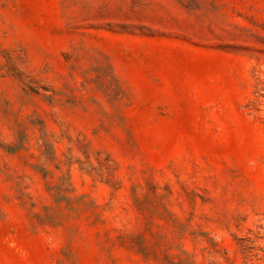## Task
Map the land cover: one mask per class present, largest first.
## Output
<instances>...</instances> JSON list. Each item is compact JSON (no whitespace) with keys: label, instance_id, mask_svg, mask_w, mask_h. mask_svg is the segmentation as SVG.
Returning a JSON list of instances; mask_svg holds the SVG:
<instances>
[{"label":"rangeland","instance_id":"obj_1","mask_svg":"<svg viewBox=\"0 0 264 264\" xmlns=\"http://www.w3.org/2000/svg\"><path fill=\"white\" fill-rule=\"evenodd\" d=\"M0 264H264V0H0Z\"/></svg>","mask_w":264,"mask_h":264}]
</instances>
